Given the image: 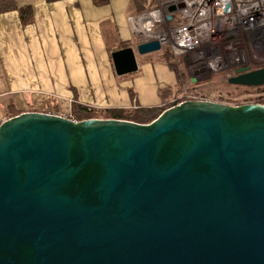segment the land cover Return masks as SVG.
Returning a JSON list of instances; mask_svg holds the SVG:
<instances>
[{
  "label": "water",
  "instance_id": "95a60500",
  "mask_svg": "<svg viewBox=\"0 0 264 264\" xmlns=\"http://www.w3.org/2000/svg\"><path fill=\"white\" fill-rule=\"evenodd\" d=\"M157 50L111 51L115 74ZM228 70L229 84L264 85V67ZM0 264H264V104L185 100L148 123L4 119Z\"/></svg>",
  "mask_w": 264,
  "mask_h": 264
},
{
  "label": "crops",
  "instance_id": "0c3cea01",
  "mask_svg": "<svg viewBox=\"0 0 264 264\" xmlns=\"http://www.w3.org/2000/svg\"><path fill=\"white\" fill-rule=\"evenodd\" d=\"M16 2L32 6L33 19L22 25L17 11L0 13V122L10 117L11 108L44 111L49 104L67 115L73 101L137 108L170 99L157 92L175 82L166 66L153 67L154 86L138 85L132 78L131 88L129 74L114 72L110 52L120 41L138 39L128 22L135 14L130 0ZM141 56L136 54V71L142 75Z\"/></svg>",
  "mask_w": 264,
  "mask_h": 264
},
{
  "label": "built area",
  "instance_id": "2783aa9c",
  "mask_svg": "<svg viewBox=\"0 0 264 264\" xmlns=\"http://www.w3.org/2000/svg\"><path fill=\"white\" fill-rule=\"evenodd\" d=\"M166 15L173 19L167 22ZM128 22L138 43L158 40L160 49L185 58L199 78L224 71L226 80L228 67L254 69L264 57V0H153ZM185 100L211 99L189 91L174 103Z\"/></svg>",
  "mask_w": 264,
  "mask_h": 264
},
{
  "label": "trees",
  "instance_id": "16d2710c",
  "mask_svg": "<svg viewBox=\"0 0 264 264\" xmlns=\"http://www.w3.org/2000/svg\"><path fill=\"white\" fill-rule=\"evenodd\" d=\"M47 1H53V0H47ZM99 2H103L105 0H95ZM153 0H130V6L135 10V14L140 13L143 11L147 5L151 4ZM15 10L17 11L19 20L22 25H26L30 23L33 19V9L32 6L30 5H19L16 0H0V13L7 12V11H12ZM130 42L129 41H120L118 44V48H122L125 46H129ZM117 48V49H118ZM167 54L173 57L168 51L164 50ZM178 58V57H177ZM180 58V57H179ZM189 91L192 93L196 94H201L205 98H209L214 101H219V102H226L229 104H241L243 102H249V103H262L264 104V85L255 87L254 94H247L251 96H237V97H232L228 96L225 98V95L222 93L217 95V97H210L209 96V91L207 90H202L203 84L204 83H191L189 82ZM236 86V85H235ZM204 89V88H203ZM204 91V92H203ZM207 91V92H206ZM173 92H171V89L169 87L159 89L158 94L161 99L165 100L168 98L170 95H172ZM246 97V98H245ZM233 102V103H231ZM167 104V105H166ZM49 105V104H48ZM46 106L44 108L43 112H49V113H54L57 114V109L55 106L51 107ZM173 104H168L165 103L162 106H151V107H137V108H118V107H111V108H104L103 111L107 113L105 118H117V119H127L139 123H148L154 118H156L162 110L165 108L171 106ZM101 109L96 108L94 106L82 104L76 101H73L71 103V117L75 120H81L85 118H96L99 116H96L98 112H100ZM127 110V111H126ZM28 111H33L31 108L28 109ZM19 111L11 108L9 111V116H14L18 114Z\"/></svg>",
  "mask_w": 264,
  "mask_h": 264
},
{
  "label": "rangeland",
  "instance_id": "374dc122",
  "mask_svg": "<svg viewBox=\"0 0 264 264\" xmlns=\"http://www.w3.org/2000/svg\"><path fill=\"white\" fill-rule=\"evenodd\" d=\"M261 54L264 56V50L261 52ZM141 58L142 59L140 60V63L145 66V67L143 66L145 68V72L141 75L140 73L135 71L127 75L129 76L128 81L130 83L131 88H133L131 84L132 78L136 79V84L138 85L142 84L143 86H148L152 84L154 86L156 84V81H155L153 67L156 66V68L159 69L160 66H164V67L166 66L167 71L171 72L172 74L171 75L172 79L175 80L174 84L160 88L163 89L169 87L171 89V92H173L172 95H170L171 97L170 96L168 97L170 99L169 100L167 99L168 101L166 103L168 104H175L174 101L178 96L184 94L185 92H189L188 83L190 82V78L188 76V72H190L191 77H193L194 79L199 78L191 67L186 66L182 58H171V56L164 51V48H161L160 50L157 51L149 52L147 54H143ZM255 65H260V67H264V57L259 58L255 63ZM253 68H259V66ZM225 75L226 73H224V71L212 73L211 78L208 81L203 82L204 84L202 90L209 91L210 97H217V95L221 93L225 95V98L228 96L242 97V96H251L254 94L255 87L235 86L229 84L225 80ZM158 91L159 89L157 90V92ZM130 93L132 95V91L129 92V97H130ZM247 94H251V95H247ZM133 98H135L134 94H133ZM163 104H165V102ZM163 104H161L160 106H162ZM96 108L101 109L100 112L96 114V116L99 117L96 118H105L107 113L104 112L103 109L111 108V107H96ZM71 112L72 111L70 105L69 112L67 114L70 115V118H72L71 115H73Z\"/></svg>",
  "mask_w": 264,
  "mask_h": 264
},
{
  "label": "flooded vegetation",
  "instance_id": "af4514ba",
  "mask_svg": "<svg viewBox=\"0 0 264 264\" xmlns=\"http://www.w3.org/2000/svg\"><path fill=\"white\" fill-rule=\"evenodd\" d=\"M205 76V75H204ZM206 81H208V80H206ZM203 82H205V81H202V82H197V83H203ZM236 86H238V85H236ZM243 103H247V102H243Z\"/></svg>",
  "mask_w": 264,
  "mask_h": 264
}]
</instances>
